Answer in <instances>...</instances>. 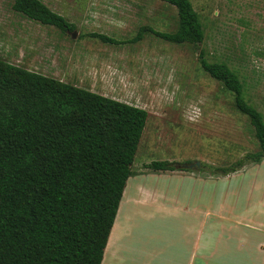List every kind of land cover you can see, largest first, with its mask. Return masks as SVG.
Masks as SVG:
<instances>
[{
    "label": "rangeland",
    "instance_id": "1",
    "mask_svg": "<svg viewBox=\"0 0 264 264\" xmlns=\"http://www.w3.org/2000/svg\"><path fill=\"white\" fill-rule=\"evenodd\" d=\"M42 1L76 29L42 24L0 0V58L149 113L103 264H189L192 252L202 264L203 248L213 264L219 242L225 264H264V159L220 171L259 146L233 93L198 57L202 49L233 68L264 114V0H192L205 32L198 47L150 32L123 44L89 35L129 39L142 25L175 31L177 9L164 0ZM155 160L185 169L146 167Z\"/></svg>",
    "mask_w": 264,
    "mask_h": 264
},
{
    "label": "trees",
    "instance_id": "2",
    "mask_svg": "<svg viewBox=\"0 0 264 264\" xmlns=\"http://www.w3.org/2000/svg\"><path fill=\"white\" fill-rule=\"evenodd\" d=\"M164 1L177 9L175 31L142 25L129 39L89 35L123 44L150 32L198 47L205 32L192 0ZM13 8L62 31L76 29L42 0H14ZM198 57L202 69L233 93L259 146L220 171L261 162L263 112L226 62L209 60L202 49ZM148 115L140 106L0 58V264H102ZM146 167L185 169L167 160Z\"/></svg>",
    "mask_w": 264,
    "mask_h": 264
},
{
    "label": "crops",
    "instance_id": "3",
    "mask_svg": "<svg viewBox=\"0 0 264 264\" xmlns=\"http://www.w3.org/2000/svg\"><path fill=\"white\" fill-rule=\"evenodd\" d=\"M195 187L196 186H192L190 189H189V192L190 193H194L195 192ZM133 191V190H132ZM197 192H198V190H197ZM124 196V195H123ZM129 199V198H128ZM198 201H200V199H198ZM188 203V202H187ZM187 203H186V207H187ZM189 204V203H188ZM191 205V204H190ZM189 211V210H188ZM118 215V214H117ZM127 215H125V216H123V218L122 219H124L125 217H126ZM120 219V217L119 216H117L116 217V221H115V224H114V226L117 224V222H119L118 220ZM204 225H205V223H204V219H202V247H203V243H204ZM114 226H113V228H114ZM113 230V229H112ZM117 234H115V236H116ZM230 238V237H229ZM229 238H224V239H229ZM242 239H244V238H242ZM108 244H109V241H108ZM219 244L220 245H218L217 243H215L214 244V247H213V251L211 252V257H212V259H213V264H225V263H227L228 261H224V258H226V254H224L225 253V251L224 250H221V249H219V247H222V248H224L225 250H226V248H225V245H223V243L222 242H219ZM112 250V249H111ZM112 253H113V251H112ZM111 254V253H110ZM107 255V252H106V249H105V254H104V259H105V256ZM192 259L189 261V264H196V257L198 256V252H196V253H194V252H192ZM201 255H203V263L202 264H205L204 262H205V250H204V248H203V251H202V253H201ZM104 259H103V262H104ZM224 261V262H223ZM231 261V259H229V264L231 263L230 262ZM103 262H102V264H103Z\"/></svg>",
    "mask_w": 264,
    "mask_h": 264
},
{
    "label": "bare ground",
    "instance_id": "4",
    "mask_svg": "<svg viewBox=\"0 0 264 264\" xmlns=\"http://www.w3.org/2000/svg\"><path fill=\"white\" fill-rule=\"evenodd\" d=\"M129 203V202H128ZM124 205H126V203L124 204ZM124 207H126V206H124ZM124 211V210H123ZM115 238V237H114ZM114 238H112V239H114Z\"/></svg>",
    "mask_w": 264,
    "mask_h": 264
},
{
    "label": "water",
    "instance_id": "5",
    "mask_svg": "<svg viewBox=\"0 0 264 264\" xmlns=\"http://www.w3.org/2000/svg\"><path fill=\"white\" fill-rule=\"evenodd\" d=\"M190 166H192V165H190Z\"/></svg>",
    "mask_w": 264,
    "mask_h": 264
}]
</instances>
